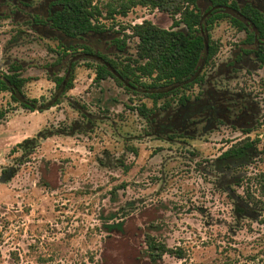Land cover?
I'll return each mask as SVG.
<instances>
[{
  "label": "rangeland",
  "instance_id": "374dc122",
  "mask_svg": "<svg viewBox=\"0 0 264 264\" xmlns=\"http://www.w3.org/2000/svg\"><path fill=\"white\" fill-rule=\"evenodd\" d=\"M235 1L264 14V0ZM105 2L92 0L103 14ZM30 11L21 7L0 18V74L20 64L30 78L24 95L42 104L58 90L50 79L65 74L69 57L52 64L67 39L31 27ZM144 20L171 28L167 14L136 7L125 17L100 18L107 33L83 42L123 59L134 54L136 40L118 54L112 39ZM243 38L227 20L211 31L218 51L205 80L210 77L233 109L232 124L216 129H205L195 110L179 126L175 101L143 119L130 108H151V101L112 79L94 84L96 62L84 57H78L73 88L48 111H24L0 93V107L10 110L0 128V264H151L143 254L146 236L185 253L182 260L164 255L156 264H264V69L249 59L226 70ZM205 90L203 84L185 91L189 104L199 103ZM242 98L258 110L247 131L234 118ZM172 117L176 127L167 131ZM247 141L255 144L242 158H219ZM116 224L121 228L108 229Z\"/></svg>",
  "mask_w": 264,
  "mask_h": 264
},
{
  "label": "trees",
  "instance_id": "16d2710c",
  "mask_svg": "<svg viewBox=\"0 0 264 264\" xmlns=\"http://www.w3.org/2000/svg\"><path fill=\"white\" fill-rule=\"evenodd\" d=\"M201 2L206 4L204 9L199 5ZM54 4L59 9L49 13L46 20L34 16L29 23L40 25V28L46 26L45 30L67 39L66 44L59 42L60 52H56L58 58L52 64L60 65L69 57L65 74L50 79L57 89H61L60 96L54 95L50 102L42 104H38L39 100L27 98L23 89L30 78L22 76L23 67L18 63H12L5 73L0 74V93L9 94L13 104L30 113L35 112L36 108L41 113L59 105L60 98L73 88L78 57L96 62L93 68L94 84L112 79L125 92L150 100L151 108L145 104L130 108L145 120L156 109H169L173 101L180 108L185 107L190 100L185 91L206 82L204 70L213 64L218 51L216 42L211 40V31L223 20H227L236 31L245 32L241 45L247 48L243 52L253 54L258 67L264 68V14L249 3L240 7L235 0H107L103 5L104 14L101 7L93 5L92 0H57ZM136 7L167 14L172 20L171 28H160L148 20L128 26V33L126 28H122L121 31H125L122 38L111 41L118 54L126 52L129 39L136 40L134 54L123 59L109 58L93 50L90 43L83 42L86 38L107 33L104 24L99 22L100 18L125 17ZM231 12L238 13V17ZM255 40L262 41L257 51L248 48L255 45ZM40 101H43L42 97ZM160 101H163L161 105ZM9 111L0 107V124L6 121ZM254 144V141H247L234 145L219 158L225 161L242 158ZM260 183L264 195V178L261 177ZM115 228H121V224L108 229ZM144 244L143 254L151 264H156L164 255L178 260L185 257L181 249H170L152 236H146Z\"/></svg>",
  "mask_w": 264,
  "mask_h": 264
},
{
  "label": "flooded vegetation",
  "instance_id": "af4514ba",
  "mask_svg": "<svg viewBox=\"0 0 264 264\" xmlns=\"http://www.w3.org/2000/svg\"><path fill=\"white\" fill-rule=\"evenodd\" d=\"M19 1H20L19 4L16 5L17 0H0V18L3 17L5 14H9V15L17 14L20 8L24 7L31 9V11L29 12V15L31 16L29 21L32 22L34 16L42 17L43 19L46 20L48 18L49 13L59 9V7L54 4L57 2V0H43L42 2H40L39 6L36 7H32L29 5L30 0H19ZM9 3L11 4V7ZM245 4H243L242 6H244ZM14 6H16L15 9L13 8ZM253 7L256 8L258 11H260L256 6ZM232 15L238 17V13H232ZM31 27L35 28L39 32L42 31L40 30L41 28H43L44 30L45 28H47L46 26H41L40 28V25L34 26L33 24H31ZM241 33L244 36L243 38L244 40L245 32H241ZM261 43H262L261 40L260 41L255 40L254 42L255 45L253 46L252 50L257 51ZM241 46L242 47L240 48V50L237 53L233 54L231 60L227 62L226 65L228 67L226 68L227 72L230 71L231 68L232 69L236 68L239 62L242 63L244 60L248 61L249 59L253 60L255 64L258 66V64L255 61V56L253 54L244 53L243 51L247 47L243 45ZM238 57L239 60H237ZM219 71L218 74L220 73ZM209 78L206 79L205 82V85H207V90L203 92L204 98L199 103L197 104L195 103V105L194 103H190L187 104L185 107L179 108L176 112V115L179 116L178 117L179 121H177L175 118L172 117V121L168 125H166L164 129L167 130L175 129L176 121L180 124L179 126L181 125L183 126L184 123L188 121L189 117L194 113V110L195 112H198L197 115L198 114L203 115L202 120H204L205 122V129L206 128L216 129L220 123L232 124L231 119L229 118L233 112V109L231 106H228V104L224 103L223 100H225L226 98V97L224 98V93L217 92L216 90H214V88L211 86V80ZM243 99L244 98H242L240 102L235 104V106L237 105V107L234 108V111H236L235 113L236 116L234 118L236 121L239 122L242 121L243 124L245 125V129L243 128L242 130L247 131L250 129L249 123H253L257 120L258 110L257 108H255V106H251L247 100H243ZM238 110L239 112H237Z\"/></svg>",
  "mask_w": 264,
  "mask_h": 264
},
{
  "label": "water",
  "instance_id": "95a60500",
  "mask_svg": "<svg viewBox=\"0 0 264 264\" xmlns=\"http://www.w3.org/2000/svg\"><path fill=\"white\" fill-rule=\"evenodd\" d=\"M205 49L207 50V44L205 45ZM60 94H61V89H58L55 95L60 96ZM36 111H38L37 108H36Z\"/></svg>",
  "mask_w": 264,
  "mask_h": 264
},
{
  "label": "built area",
  "instance_id": "2783aa9c",
  "mask_svg": "<svg viewBox=\"0 0 264 264\" xmlns=\"http://www.w3.org/2000/svg\"><path fill=\"white\" fill-rule=\"evenodd\" d=\"M135 23H137V24H141V22H135ZM133 25H135V24H134V23H132V26H133Z\"/></svg>",
  "mask_w": 264,
  "mask_h": 264
},
{
  "label": "crops",
  "instance_id": "0c3cea01",
  "mask_svg": "<svg viewBox=\"0 0 264 264\" xmlns=\"http://www.w3.org/2000/svg\"><path fill=\"white\" fill-rule=\"evenodd\" d=\"M3 123H4V122H3ZM1 127H3V125H2V124H0V128H1Z\"/></svg>",
  "mask_w": 264,
  "mask_h": 264
}]
</instances>
